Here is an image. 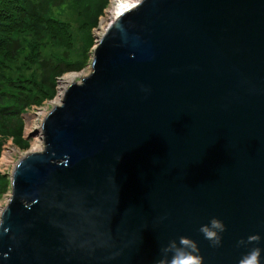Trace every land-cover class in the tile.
Segmentation results:
<instances>
[{
	"label": "water",
	"instance_id": "95a60500",
	"mask_svg": "<svg viewBox=\"0 0 264 264\" xmlns=\"http://www.w3.org/2000/svg\"><path fill=\"white\" fill-rule=\"evenodd\" d=\"M95 43L9 179L0 264H157L180 236L264 264V0H141Z\"/></svg>",
	"mask_w": 264,
	"mask_h": 264
},
{
	"label": "trees",
	"instance_id": "16d2710c",
	"mask_svg": "<svg viewBox=\"0 0 264 264\" xmlns=\"http://www.w3.org/2000/svg\"><path fill=\"white\" fill-rule=\"evenodd\" d=\"M107 4L108 0H0V150L9 137L18 147H27L23 113L51 99L64 74L80 71L93 45L90 31ZM55 11L62 15L57 17ZM7 183L0 175V196Z\"/></svg>",
	"mask_w": 264,
	"mask_h": 264
},
{
	"label": "rangeland",
	"instance_id": "374dc122",
	"mask_svg": "<svg viewBox=\"0 0 264 264\" xmlns=\"http://www.w3.org/2000/svg\"><path fill=\"white\" fill-rule=\"evenodd\" d=\"M112 1L113 0H108V4H107L106 8L103 9L101 15L97 18V23H96L95 27L93 29H91V31H90V33L93 37V45L89 49L86 58L83 60V64H81V67H80V71L69 72V73L64 74L56 82V91H55V93L51 99H44L37 106L34 105L23 113L22 118L24 121V123H23L24 124V133H23L22 137L28 143L27 144L28 148L27 147L26 148L18 147L17 145L14 144L13 139L11 137L3 140L2 147L0 150V175L2 177H4L8 183L6 186V190L0 196V208H4L6 206L8 199L10 197L9 179H10L11 174L13 172V170L9 171L8 167H5V162H2L3 155H4L3 153L10 150L9 152H10L11 158L15 162V164H17L19 159L23 158L26 154L42 151L43 143H42V148L39 149L38 151L32 150V148L34 147V144H35V139H37V137H39V131H38V135H37V131H35L34 129L35 128L39 129L40 119L44 116V114L49 113L54 106L60 104L62 94H63V90L65 89V88L63 89V87L60 85V82L67 76H75V78H74L75 82L74 83H80L81 79L86 77L89 74L90 66H91V62H92L93 49H94L95 44H96L95 40L96 41L99 40V38H101V35H102L101 31H102L103 27L100 24H101L102 19L107 18V16H108L107 14L109 12H112V11H110L111 10L110 7L112 6L111 5ZM65 6L68 7L69 2L66 3ZM55 14L57 15V17H60V15H62V13L59 11H55ZM54 27H57V25ZM61 33H63L64 35L66 34L64 29L61 30ZM66 42H69V41H66ZM19 62L20 61H17L16 64H18ZM40 137H41V135H40ZM41 142H42V139H41ZM11 150H13V151H11Z\"/></svg>",
	"mask_w": 264,
	"mask_h": 264
},
{
	"label": "clouds",
	"instance_id": "9594fccd",
	"mask_svg": "<svg viewBox=\"0 0 264 264\" xmlns=\"http://www.w3.org/2000/svg\"><path fill=\"white\" fill-rule=\"evenodd\" d=\"M137 3L141 0H136ZM64 166L68 165V158L65 157L62 161ZM27 209H31V205L25 204ZM7 209L0 208V225H3V217ZM225 231V225L222 221L212 218L208 224L201 225L199 232L203 237L210 241L212 247H219L221 245L220 233ZM7 233L8 229L5 228ZM260 237L258 235H251L247 241L241 239L237 242V246H245L253 242H258ZM163 258L157 261V264H202V257L199 255L200 249L197 243L186 236H180L178 240L174 239L162 248ZM261 249L258 247L252 248L245 253L238 261V264H260Z\"/></svg>",
	"mask_w": 264,
	"mask_h": 264
},
{
	"label": "bare ground",
	"instance_id": "6f19581e",
	"mask_svg": "<svg viewBox=\"0 0 264 264\" xmlns=\"http://www.w3.org/2000/svg\"><path fill=\"white\" fill-rule=\"evenodd\" d=\"M138 3L136 2V0H113L111 3V10L112 12H109L107 15V18L102 19L101 21V26L103 27L102 29V35L105 33L104 31H106V28H108V26L114 22L115 20H117L122 14H124L126 11L131 10L133 8L136 7ZM110 23V24H109ZM101 35V36H102ZM74 78L75 76H67L65 77L61 82L60 85L64 88H66L68 85L74 83ZM47 114H44V116L40 119V123H39V129L35 128L34 130L37 131V135H38V131H39V137H37V139H35V144L34 147L32 148L33 151H38L39 149L42 148V142H41V137H40V125L42 120L44 119V117ZM40 139V140H39ZM10 150L4 152L3 154V159L2 162H5V167H8V170H13L14 171V166L16 165L15 162L12 160L11 155H10ZM13 151V150H11ZM13 173V172H12Z\"/></svg>",
	"mask_w": 264,
	"mask_h": 264
},
{
	"label": "built area",
	"instance_id": "2783aa9c",
	"mask_svg": "<svg viewBox=\"0 0 264 264\" xmlns=\"http://www.w3.org/2000/svg\"><path fill=\"white\" fill-rule=\"evenodd\" d=\"M20 160V159H19ZM15 168V167H14ZM12 175V174H11Z\"/></svg>",
	"mask_w": 264,
	"mask_h": 264
}]
</instances>
